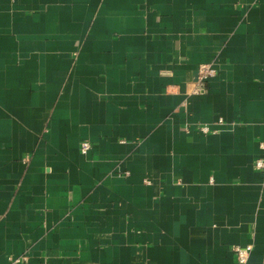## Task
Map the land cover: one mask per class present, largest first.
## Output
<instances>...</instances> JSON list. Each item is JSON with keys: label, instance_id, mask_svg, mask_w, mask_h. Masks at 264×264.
Instances as JSON below:
<instances>
[{"label": "crops", "instance_id": "1", "mask_svg": "<svg viewBox=\"0 0 264 264\" xmlns=\"http://www.w3.org/2000/svg\"><path fill=\"white\" fill-rule=\"evenodd\" d=\"M258 159L264 0H0V264H264Z\"/></svg>", "mask_w": 264, "mask_h": 264}, {"label": "built area", "instance_id": "2", "mask_svg": "<svg viewBox=\"0 0 264 264\" xmlns=\"http://www.w3.org/2000/svg\"><path fill=\"white\" fill-rule=\"evenodd\" d=\"M213 70L209 66H203L200 71V79H199V88L197 91H199L203 87V81L208 79L209 77L213 76ZM203 131H208L207 128H203ZM90 150V144L88 142H84L81 145V151L83 154H86ZM255 167L261 171L264 172V160L263 159H258L255 162ZM252 250L251 246L247 247H235L234 252L236 253L237 260L239 264H245L248 261L249 254Z\"/></svg>", "mask_w": 264, "mask_h": 264}]
</instances>
